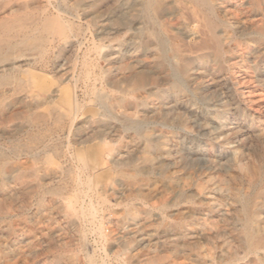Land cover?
Listing matches in <instances>:
<instances>
[{
	"label": "rangeland",
	"instance_id": "1",
	"mask_svg": "<svg viewBox=\"0 0 264 264\" xmlns=\"http://www.w3.org/2000/svg\"><path fill=\"white\" fill-rule=\"evenodd\" d=\"M35 1L44 7L33 13L45 10L75 22L82 30L78 39L55 43L45 72L39 62L29 74L22 73L23 80H36L31 91L6 95L8 103L17 97L23 103L15 102L0 112V153L4 154L0 158V264H264L263 260L259 262L264 257V40L253 38L252 41L250 35L255 27L264 26V12L247 7L246 3L235 6L233 3L237 0L220 2L219 16L230 24L231 30L227 35L221 29L219 32L230 51L220 58L210 54L205 62L196 58L201 54L196 48L182 51L178 58L172 57L173 51L167 48L163 61L158 62L151 53L141 57L149 62L147 70L157 75L159 84L126 94L124 103L108 113V117H101L98 113L102 109L90 90L105 88L113 101L121 99L127 86L123 81L131 64L129 32L112 23L122 12H127L126 0ZM117 1L123 2L121 7L116 5ZM166 1L172 9L163 19L165 28L178 32L182 24L179 6L175 0ZM1 2L2 19H14L25 12L12 10L22 0H11L10 4ZM90 14L99 18L97 25ZM159 29L155 27L160 39L169 40L170 34ZM27 52L24 59L40 60L41 51ZM187 61L191 62L190 71L180 75V86L173 88L172 77L161 72V68L167 69L165 73L175 72V67L179 69ZM85 71L91 72V81L80 77ZM117 80L122 84L115 85ZM86 84L91 87L88 94H85ZM56 89L62 92L55 103H45ZM161 90L167 91L164 99L158 96ZM74 92L83 104L81 129L75 127L70 131L68 125L62 130L54 125L42 128V123L40 127H32L26 121L31 114L49 115L53 108L67 110ZM144 99L150 103L148 106L141 103ZM24 104H31L33 111L23 112ZM178 113L182 114L181 119ZM124 124L141 125L140 135L133 130L127 133ZM48 128L54 138L48 148L44 149L43 144L34 146L33 154L37 157L18 151L19 143L27 144L37 134H49ZM96 132L105 136L104 144L88 141ZM105 144H109L111 152ZM147 146L155 159L145 165ZM111 155L118 157V161L151 165L149 168L154 173L149 176L151 184L145 188L144 198L137 194V189L129 188L122 172L112 169ZM2 158L6 161L4 169ZM123 170L132 173L128 172L132 171L131 166ZM164 170L168 176L165 180L160 178ZM78 177L83 180L81 189L76 184ZM36 184L42 185L39 191ZM53 187L64 188L60 198L46 192ZM248 198L252 206L260 203L263 209L256 210L263 237L258 252L242 243V205ZM70 206L77 207V215H71L67 208Z\"/></svg>",
	"mask_w": 264,
	"mask_h": 264
},
{
	"label": "bare ground",
	"instance_id": "2",
	"mask_svg": "<svg viewBox=\"0 0 264 264\" xmlns=\"http://www.w3.org/2000/svg\"><path fill=\"white\" fill-rule=\"evenodd\" d=\"M228 1L229 3L232 0H175L177 5L179 6L180 10V16L182 19L181 28L178 32H172L171 28L170 30L165 28L163 19L165 17V14L171 11V5L166 0H126L127 5V12H122L121 15L117 16L115 19H113L112 23L119 27V28H125L129 32V43H130V60L131 64L128 68V75L125 77V80L123 81V84L126 83V89L122 92L121 99H115L110 100L108 96V93L106 92L105 88H102L101 90L97 89L96 87H93V93L95 94V99L97 105H99L102 109L101 113H98L101 117H108V113H111V111H114L116 107L125 102L126 94L131 93L135 94L141 91L147 90V87H153L154 85L159 84V78L156 74H153L149 70H147V66L149 65V62H146V60H142L141 57H147L149 53L152 54V57L154 61H163L164 55L166 53L167 48H171L173 51L174 58L177 57V55L181 54L182 51L187 50L189 51L192 48L198 49V51H201V54H199L196 58H199L201 62H205L208 59V55L212 54L216 56L217 58H220L223 56L226 52L230 51V49L224 45V38L220 35L219 30L221 29L224 34H228L231 30V27L227 24L226 21H224L219 16V4L220 2ZM6 4H10L11 0H5ZM246 3L247 7L250 5L253 9L257 11H263L264 7V0H237L235 3H233L235 6L238 4L242 5ZM48 4V2H47ZM123 2L117 1L116 5L118 7H121ZM173 4V3H172ZM96 5V4H95ZM47 6V5H46ZM221 6V5H220ZM44 7L43 4L35 1V0H22V2L19 4L17 8H13V12H20L25 11L21 15H17L14 19H2V2L0 3V112H4L5 109L10 106L11 104H14L15 102H22L23 99H20L17 97L12 99L10 103L6 102V95L10 94L9 96H16L19 95L18 93H21L23 91L30 92L32 84L36 80H30L26 81L23 80L20 75L22 73L29 74V72L34 68L36 63H41L44 66L42 67L43 71H46V67L49 66V61H47V58L50 56L51 51L56 47L55 43L60 40H69V39H78L80 34V31L82 30L81 27H76L75 22H72L70 20H67L65 18L55 15H50L47 13V11L42 10L40 11V14L33 13L36 9H42ZM227 7V6H226ZM57 8V7H56ZM77 8V7H76ZM242 8V7H241ZM221 9V8H220ZM28 10H32V12H29ZM49 10V9H48ZM222 10V9H221ZM220 10V11H221ZM223 11V10H222ZM228 11V10H227ZM9 12V11H8ZM12 12V13H13ZM58 12V11H57ZM175 12V10H174ZM87 13V12H86ZM223 13V12H222ZM227 12L225 11V14ZM10 15V13H9ZM87 15V14H86ZM94 19V24L99 23V18L96 15H92ZM175 15V14H174ZM227 15V14H226ZM11 16V15H10ZM223 16V15H222ZM72 17V16H71ZM225 17V16H224ZM9 18V17H8ZM225 19V18H224ZM227 20V19H226ZM263 20V19H262ZM260 21V20H259ZM166 22V21H165ZM230 22V21H229ZM235 22L237 23L238 20ZM93 23V22H92ZM231 23V22H230ZM261 23V22H260ZM243 24V23H242ZM258 24V23H257ZM232 25V24H231ZM254 25V24H252ZM236 26V25H235ZM240 26V25H239ZM155 27H160V29H163L166 33L170 34V39L164 41V39H160V36L155 30ZM234 27V26H233ZM245 27V26H244ZM235 28V27H234ZM250 28V27H249ZM159 29V30H160ZM245 29V28H244ZM162 31V30H161ZM174 31V30H173ZM160 32V31H159ZM232 32V31H231ZM246 32V31H245ZM249 32V31H248ZM247 32V33H248ZM162 33V32H161ZM244 33V32H243ZM240 34V33H239ZM251 38L253 41V38H256V40H264V26L261 27H255L252 29ZM167 36V35H166ZM224 36V35H223ZM234 36V35H233ZM228 37V36H227ZM236 37V36H235ZM243 38V37H242ZM167 39V38H166ZM228 39V38H227ZM226 39V40H227ZM237 39V38H236ZM249 41V40H248ZM256 43V42H254ZM248 47L251 45L248 43ZM256 45V44H255ZM70 46V45H69ZM171 46V47H170ZM237 49V48H236ZM246 49V48H245ZM244 49V50H245ZM255 49V48H254ZM28 50H37L41 51L40 54V60H35L33 62L29 61L28 59H24L26 57L25 53H28ZM190 50V51H191ZM171 51V52H172ZM243 51V50H242ZM247 51V50H245ZM32 52V51H31ZM168 52V51H167ZM239 52V51H238ZM198 54V52H196ZM232 53V52H231ZM237 53V52H236ZM244 53V52H243ZM194 54V53H193ZM233 54V53H232ZM242 54V53H240ZM251 56V55H250ZM249 56V57H250ZM28 57V56H27ZM86 57V56H85ZM178 58V57H177ZM85 59V58H84ZM149 59V58H148ZM224 59V58H223ZM245 59V58H244ZM173 60V59H172ZM175 60V59H174ZM248 60V59H247ZM246 60V61H247ZM245 62V61H244ZM84 63V61H83ZM87 63V62H86ZM81 64V63H80ZM89 64V63H88ZM151 64V63H150ZM83 65V64H82ZM129 65V64H128ZM51 66V65H50ZM86 64L84 65L85 68ZM108 66V65H107ZM191 62H184L182 66L179 69H176L178 67H175V72H172V70H169V73H165L167 69L161 68V72L164 74H167V76H171L173 79V88H177L180 86L179 76L185 75L190 71ZM203 66V65H202ZM211 66V64H210ZM60 66H57L59 68ZM76 67V66H75ZM150 67V66H149ZM152 67V66H151ZM200 67V66H199ZM221 67V66H220ZM219 67V68H220ZM88 68V67H86ZM173 68V67H172ZM193 68V67H192ZM209 68V67H208ZM233 68V67H232ZM83 69V68H82ZM202 69V67H201ZM235 69V67H234ZM241 69V68H240ZM165 70V71H164ZM174 70V69H173ZM203 70V69H202ZM219 70V69H218ZM225 70V69H224ZM83 71V70H82ZM233 71V70H232ZM43 72V73H44ZM81 72V71H80ZM106 72V71H105ZM113 72V71H112ZM127 72V71H125ZM215 72H217L215 70ZM222 72V71H221ZM234 72V71H233ZM61 73V70L59 71ZM107 73V72H106ZM193 73V72H192ZM214 73V72H212ZM211 73V75H213ZM218 73V72H217ZM81 74V73H80ZM83 78L90 80L91 78V72H83ZM113 74V73H112ZM197 74V73H196ZM202 74V72H201ZM206 74V73H205ZM60 75V74H59ZM79 75V74H78ZM210 75V76H211ZM94 77V75H92ZM108 76V75H107ZM191 76V75H190ZM206 76V75H203ZM209 76V75H208ZM214 76V75H213ZM221 76V75H220ZM79 77V76H78ZM105 77V76H104ZM183 77V76H182ZM202 77V76H201ZM74 78V77H72ZM217 78V77H216ZM221 79V77H219ZM71 79V78H70ZM94 79V78H93ZM116 79V78H115ZM191 79V78H190ZM214 79V78H213ZM81 80V79H80ZM85 80V81H87ZM98 80V79H97ZM109 80V79H108ZM106 80V81H108ZM183 80V79H182ZM84 81V80H83ZM91 81V80H90ZM100 81V78H99ZM105 81V82H106ZM171 82V81H170ZM94 83V81H93ZM102 83V82H101ZM110 82H108V85ZM204 83V82H203ZM214 83V82H213ZM88 84V82H87ZM86 84V85H87ZM122 84V81L117 80L115 82V85ZM202 84V83H201ZM218 84V82H217ZM101 85V84H100ZM76 86L77 83H76ZM93 86V85H92ZM119 86V85H118ZM80 87V86H79ZM89 87L87 85V91H85V94H88ZM115 88V87H114ZM78 89V87H77ZM85 89V88H84ZM83 89V90H84ZM5 90V91H4ZM184 90V89H183ZM75 91V90H74ZM173 91V90H172ZM60 89L54 90L53 94L48 97L45 103H55V98H57L60 94ZM79 92V91H78ZM150 92V91H149ZM84 93V92H83ZM146 93V92H145ZM167 91L161 90L158 93V96H160L162 99H164ZM5 98H2L4 97ZM142 97V96H141ZM146 97V96H145ZM148 97V96H147ZM9 99V98H7ZM141 99V98H140ZM139 99V100H140ZM161 99V100H162ZM44 100V99H43ZM166 100V99H165ZM39 101V100H38ZM40 102V101H39ZM44 102V101H41ZM25 103V102H24ZM144 106H148L150 103L147 99H144L141 102ZM37 105V104H36ZM82 103L80 101V98L76 92L71 93L70 100L68 103V109L64 110L63 112L61 110H58L57 108L51 109L52 111L48 113L49 115H39V114H31L28 115L26 118V121L28 124L33 126H39V124H43L44 126H41L42 128H47L50 125H54L57 130H62L65 128V125H68L70 128V131H72L73 128L77 127L76 129H81L82 123L80 116L82 111ZM40 105L38 104L37 107ZM121 107V106H120ZM150 107V106H149ZM34 107H32L31 104H24V110L23 112L29 114L31 111H33ZM151 109V108H150ZM153 109V108H152ZM14 113V112H13ZM22 114L21 112H18ZM14 113V114H18ZM196 113V112H195ZM206 113V112H205ZM204 113V114H205ZM135 114V113H132ZM147 114V113H146ZM156 114V113H154ZM179 114V113H178ZM163 115V114H162ZM180 115V114H179ZM182 115V114H181ZM180 115V119H181ZM193 115V114H192ZM136 116V115H135ZM155 116V115H154ZM158 116V115H157ZM178 116V115H177ZM195 116V115H194ZM193 116V117H194ZM94 117V116H93ZM119 117V116H118ZM117 117V118H118ZM144 117V116H143ZM149 117V116H147ZM156 117V116H155ZM184 117V115H183ZM187 117V116H186ZM192 117V116H191ZM199 117V116H198ZM205 117V116H204ZM210 117V116H209ZM217 117V116H216ZM215 117V118H216ZM111 118V117H110ZM179 118V117H178ZM196 118V117H195ZM262 118V117H261ZM107 119V118H106ZM146 119V118H145ZM150 119V118H148ZM152 119V118H151ZM183 119V118H182ZM191 119V118H190ZM201 119V118H200ZM206 119V118H205ZM223 119V118H222ZM239 119V118H238ZM241 119V118H240ZM260 119V118H259ZM258 119V120H259ZM184 120H186L184 118ZM219 120V119H218ZM253 120V118H252ZM117 121V119H116ZM121 121V120H120ZM153 121V120H152ZM156 121V120H155ZM187 120L186 122H188ZM194 121V120H193ZM204 121V120H202ZM213 121V120H212ZM222 121V120H221ZM146 122V121H145ZM150 122V121H149ZM148 122V124H150ZM190 122V121H189ZM209 122V121H207ZM254 122V121H253ZM120 123V122H119ZM118 123V124H119ZM133 123V121H132ZM134 123H138L137 121ZM197 123V121H196ZM217 123V122H216ZM220 124V123H219ZM242 124V123H241ZM125 125V124H124ZM136 124H128L124 126V130L128 133L131 130L135 132L136 135H140V127L135 126ZM186 125V124H185ZM231 125V124H230ZM191 126V125H190ZM221 126V125H220ZM223 126V125H222ZM142 127V126H141ZM150 127V125H149ZM187 127V126H186ZM206 128V126H203ZM224 127V126H223ZM68 128V129H69ZM182 128V127H181ZM189 128V127H188ZM150 129V128H149ZM148 129V130H149ZM224 129V128H223ZM233 130V129H232ZM188 131V130H187ZM47 132V131H46ZM49 134H37L32 137L31 142L28 141L26 144L19 143L17 146V149L19 152H28L32 154V156H36V153L34 152V146H37L38 144H43L44 149L48 148L49 142L52 141L54 138L53 134L50 132L48 128ZM125 132V133H126ZM207 132V131H206ZM130 134V133H129ZM218 135V134H217ZM246 135V134H245ZM57 136V135H56ZM89 136V135H88ZM101 133H94L91 136L90 141H95L99 144H104V139ZM135 136V135H134ZM132 136V138L134 137ZM213 136V135H211ZM105 137V136H104ZM108 137H110L108 135ZM85 138V137H84ZM176 138V137H175ZM131 139V138H130ZM20 141V140H18ZM108 141V140H107ZM130 141V140H129ZM135 141V140H134ZM133 141V142H134ZM75 142V141H74ZM195 142V141H194ZM243 142V141H242ZM89 143V142H84ZM94 143V142H93ZM210 143V142H209ZM76 144V143H75ZM111 144V143H110ZM80 145V144H79ZM83 145V144H82ZM106 149L110 151L109 144H105ZM180 148V147H179ZM43 149V150H44ZM113 149V148H112ZM183 149V148H182ZM169 150V149H168ZM167 150V151H168ZM48 151V150H47ZM50 151V150H49ZM60 151V150H58ZM113 151V150H112ZM166 151V152H167ZM175 151V150H174ZM178 151V149H177ZM39 152V151H37ZM46 151H43V153ZM119 152V151H118ZM185 152V151H184ZM187 152V151H186ZM12 153V152H11ZM10 153V154H11ZM14 153V152H13ZM48 153V152H46ZM103 153V152H102ZM156 153V152H155ZM165 153V152H164ZM168 153V152H167ZM20 154V153H19ZM40 154V153H39ZM105 154V153H104ZM107 154V153H106ZM116 154V152H115ZM4 156V154L0 153V158ZM6 155V154H5ZM16 155V154H15ZM109 155V154H108ZM119 155V154H118ZM157 155V154H156ZM170 155V154H169ZM171 155H174L171 154ZM103 156V155H102ZM120 156V155H119ZM177 156V155H176ZM201 156V155H200ZM171 157V156H170ZM175 157V156H174ZM6 158V157H5ZM34 158V157H33ZM108 158V157H107ZM118 157H116L117 159ZM122 158V157H121ZM173 158V157H172ZM171 158V159H172ZM209 158V157H208ZM35 159V158H34ZM38 159V158H37ZM36 159V160H37ZM115 157L112 155L110 156L109 162L112 164V169H117V171L122 172L126 182L128 183L129 188L132 187L133 189L138 190V195L140 197H145L144 194L145 188H148L151 184L150 175L153 172L152 168H149L145 165L151 164L154 162V156L153 152L150 150V147L147 146L145 149V156H144V163L145 165H136L132 160L128 161H118ZM125 159V158H124ZM178 159V158H177ZM215 159V158H214ZM123 160V159H122ZM163 160V159H161ZM185 160V159H184ZM1 161V160H0ZM108 161V160H107ZM6 161L2 158V168L4 167ZM178 163V162H177ZM7 165V164H6ZM1 166V165H0ZM131 166L132 172L130 174H127L123 171L124 167ZM157 166V165H156ZM4 169V168H3ZM22 169V168H21ZM84 170V169H83ZM127 171V170H126ZM21 172V171H20ZM26 172V171H25ZM63 172V170H62ZM168 172V171H167ZM154 173V172H153ZM160 173V172H159ZM178 173V172H177ZM64 174V173H63ZM67 174V173H66ZM172 174V173H171ZM180 175V174H179ZM212 175V174H211ZM237 175V174H234ZM36 176V173H33V177ZM68 176V175H66ZM71 176V175H70ZM175 176V175H174ZM187 176V175H186ZM30 177V176H29ZM77 177V176H76ZM117 177V176H116ZM212 177V176H211ZM210 177V178H211ZM236 177V176H235ZM79 178V177H78ZM160 178L165 180L168 179V176H166V170L160 173ZM176 178V177H175ZM228 178V177H227ZM240 178V177H239ZM237 178V179H239ZM259 178V177H258ZM25 175L22 174L21 180L24 182ZM198 179V178H197ZM204 179V178H203ZM214 179V178H213ZM179 180V179H178ZM189 180V179H188ZM236 180V179H235ZM261 180V179H260ZM263 180V179H262ZM45 181V180H44ZM215 181V180H214ZM217 181V180H216ZM233 181V180H231ZM72 182V181H71ZM88 181H86L87 183ZM191 182V181H190ZM192 181L191 183H193ZM238 182V181H237ZM248 181H246L247 184ZM36 183V182H35ZM34 183V184H35ZM214 183V182H213ZM235 183V182H234ZM240 183V182H239ZM46 184V183H44ZM43 184V185H44ZM76 184L79 189H81V186H83V180L77 179ZM206 186V183H204ZM47 185V184H46ZM87 185H89L87 183ZM232 185V184H231ZM250 185V183H249ZM257 185V184H256ZM49 186V185H48ZM47 186V187H48ZM157 186V185H156ZM155 186V187H156ZM204 186V185H203ZM235 186V184H234ZM237 186V185H236ZM239 186V184H238ZM248 186V185H247ZM37 190L39 191L42 188L41 184H36ZM76 187V186H75ZM172 187V186H171ZM211 187V186H209ZM250 187V186H248ZM6 188V186H5ZM110 191L113 190L112 187H109ZM187 188V187H186ZM257 188V186H256ZM4 189V188H3ZM177 189V188H176ZM205 189V187L203 188ZM210 189V188H209ZM231 189V188H230ZM6 190V189H5ZM149 190V189H148ZM212 190V189H211ZM210 190V191H211ZM234 190V189H233ZM238 190V189H237ZM247 187H246V189ZM64 188H48L46 189V192L55 198H60L63 195ZM132 191V190H131ZM159 191V190H158ZM193 191V190H192ZM208 191V193H210ZM232 191V190H231ZM88 192V191H87ZM137 192V191H136ZM150 192V191H149ZM160 192V191H159ZM177 192V191H176ZM190 192V191H189ZM236 192V191H234ZM39 193V192H38ZM164 193V192H163ZM168 193V192H167ZM242 193V192H241ZM251 193V192H250ZM42 194V193H41ZM177 194V193H176ZM228 194H230L228 192ZM234 194V193H233ZM248 194V193H247ZM246 194V195H247ZM86 195V194H85ZM232 195V194H231ZM237 195V194H236ZM242 195V194H241ZM252 195V194H251ZM206 196H208L206 194ZM233 196V195H232ZM263 196V195H262ZM87 197V196H86ZM98 197V196H97ZM148 197V196H147ZM215 197V196H214ZM241 197V196H240ZM246 197V196H245ZM264 197V196H263ZM262 197V198H263ZM92 198V197H91ZM211 198V197H210ZM213 198V197H212ZM218 198V197H217ZM224 198V197H223ZM236 198V197H235ZM237 200V199H236ZM235 200V201H236ZM43 201V200H42ZM232 201V200H230ZM41 202V201H40ZM44 202V201H43ZM163 202V201H162ZM209 202V201H208ZM218 203V201H217ZM222 203V202H221ZM234 203V202H232ZM243 203V202H242ZM70 204V203H69ZM188 204V202H187ZM220 204V203H219ZM92 205V202H91ZM214 205V204H213ZM237 205V204H236ZM105 206V205H104ZM181 206V205H179ZM217 206V205H216ZM83 207V206H82ZM215 207V205H214ZM224 207V205H223ZM222 207V208H223ZM242 211H243V225L241 229L242 234V243L243 245H246L249 247L252 251L258 252L262 248V239L261 237V231L259 227L260 221L258 220L256 214L257 211L262 209V206L260 203H254L252 206V201L248 198L245 199L244 205H242ZM70 211L71 215L75 216L78 214L77 207L75 208L70 206L67 207ZM177 208V207H176ZM186 208V207H185ZM183 208V209H185ZM196 208V207H195ZM134 209V208H133ZM187 209V208H186ZM85 210V209H84ZM213 210V209H212ZM232 210V209H231ZM257 210V211H256ZM263 210V209H262ZM135 211V210H134ZM184 211V210H183ZM241 212V210H238ZM148 212V211H147ZM234 212V211H233ZM239 212V213H240ZM91 215H93L94 211L93 209L90 211ZM224 213V212H223ZM82 214V213H81ZM210 214V213H209ZM221 215V214H220ZM219 215V216H220ZM239 215V214H238ZM140 216V215H139ZM148 216V215H147ZM200 216V215H199ZM216 216V215H215ZM214 216V217H215ZM218 216V217H219ZM240 216V215H239ZM86 217V216H85ZM152 217V215H151ZM230 217V215H229ZM134 218V217H133ZM240 218V217H239ZM135 219V218H134ZM197 219V218H194ZM193 219V220H194ZM219 219V218H218ZM223 219V218H222ZM221 219V220H222ZM224 220V219H223ZM192 221V220H191ZM210 221V220H209ZM212 221V220H211ZM217 221V220H216ZM194 222V221H193ZM197 222V221H196ZM201 222V221H200ZM203 222V220H202ZM201 222V223H202ZM188 223V222H187ZM199 223V222H198ZM208 223V222H207ZM203 224V223H202ZM215 224V222H214ZM201 226V224H199ZM216 225V224H215ZM195 226V224H194ZM205 226V225H204ZM211 226V225H210ZM208 227V226H207ZM176 228V227H175ZM194 228V227H193ZM201 228V227H200ZM206 228V227H203ZM211 228V227H210ZM172 227V231H175ZM201 230V229H200ZM199 230V232H200ZM171 231V232H172ZM169 232V230H168ZM176 232V231H175ZM184 232V231H183ZM237 232V231H236ZM101 233V232H100ZM170 233V232H169ZM182 233V232H181ZM190 233V232H189ZM194 233V232H193ZM196 233V232H195ZM211 231H209V234ZM176 234V233H175ZM171 235V234H170ZM178 235V234H176ZM182 235V234H181ZM234 235V234H233ZM172 236V235H171ZM185 236V235H184ZM188 236V235H186ZM190 236V234H189ZM168 237V236H167ZM239 237V236H238ZM103 238V237H102ZM235 238V237H234ZM186 239V237H185ZM196 239V238H195ZM175 240V239H174ZM186 241V240H185ZM134 242V241H133ZM240 242V241H239ZM264 242V241H263ZM128 243H131L128 241ZM168 243V241H167ZM237 243V240H236ZM173 246L174 244L171 243ZM241 244V243H240ZM168 245V244H167ZM177 245V244H176ZM182 245V244H181ZM242 245V246H243ZM186 246V245H185ZM198 246V245H197ZM241 246V248H242ZM184 247V246H183ZM232 247V246H231ZM128 247H126L127 250ZM240 248V247H238ZM240 248V249H241ZM157 249V248H156ZM155 249V250H156ZM175 250V248H172ZM185 249V248H184ZM198 249V248H197ZM188 250V248H187ZM186 250V251H187ZM181 251V250H180ZM262 251V250H261ZM183 252V251H182ZM185 252V251H184ZM227 252V251H226ZM251 252V251H250ZM255 252V253H256ZM177 253V252H176ZM254 253V252H253ZM242 254V253H241ZM260 254V253H259ZM209 256V254H208ZM260 256V255H259ZM261 258V256L259 257ZM213 259V258H212ZM241 259V258H240ZM209 260V259H208ZM256 260V259H255ZM260 263L262 260L264 261V257L259 259ZM232 261V260H231ZM214 262V260H213ZM216 262V260H215ZM223 262H225L223 260ZM235 262V260L233 261ZM237 262V260H236ZM243 262V261H242ZM217 263V262H216ZM238 263V262H237ZM124 264V263H123ZM212 264V263H210ZM230 264V263H229ZM232 264V262H231Z\"/></svg>",
	"mask_w": 264,
	"mask_h": 264
}]
</instances>
